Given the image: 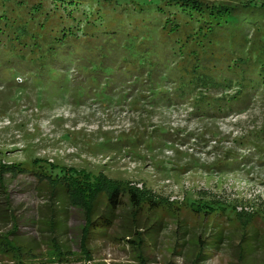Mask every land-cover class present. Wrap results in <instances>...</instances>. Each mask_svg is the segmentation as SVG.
<instances>
[{"label":"rangeland","instance_id":"rangeland-1","mask_svg":"<svg viewBox=\"0 0 264 264\" xmlns=\"http://www.w3.org/2000/svg\"><path fill=\"white\" fill-rule=\"evenodd\" d=\"M200 1L226 10L264 4ZM29 65L0 63V264H264V143L255 148L264 142V91L243 113L223 108L212 118L213 107L197 108L199 93L178 97L174 81L156 95L146 75L126 87L88 85L74 79L75 65L60 72ZM75 172L80 190L63 185H77ZM100 174L119 181L123 195L112 225L95 223L85 243L87 220L107 206L105 187L88 198ZM134 188L150 191L157 205L134 208ZM220 234V249L208 254Z\"/></svg>","mask_w":264,"mask_h":264},{"label":"trees","instance_id":"trees-1","mask_svg":"<svg viewBox=\"0 0 264 264\" xmlns=\"http://www.w3.org/2000/svg\"><path fill=\"white\" fill-rule=\"evenodd\" d=\"M12 1V8L0 7L2 66L24 70L29 64H39L44 70L60 72L75 65L79 68L72 72L77 74L74 79L88 85L115 82L114 87L134 75H138L139 79H134L138 83L146 75L156 86L151 87L156 95L165 92H156L163 83L174 81L178 97L192 98L199 93L195 97L197 108L213 107L215 114H207L212 118L223 108L243 113L254 93L264 91V4L226 10L200 0H156L131 6L112 0ZM252 31L256 34L250 37ZM230 87L238 91L225 98L215 96ZM86 91L97 94L92 88ZM257 143L255 148L264 142ZM75 173L77 185L63 183L68 189L71 186L70 190L82 187L83 181ZM92 183L95 188L87 189L88 198L94 196L97 185L107 189L108 198L98 220H87L85 243L95 223L98 226L94 229L112 225L123 195L120 182L103 174L97 184L96 178ZM129 195L134 208L157 205L148 190L134 188ZM98 205L99 201L89 205L87 212L93 214ZM3 217L7 218L6 211ZM51 220L53 227L56 218ZM222 242L220 234L207 253L219 250ZM208 254L198 261H204Z\"/></svg>","mask_w":264,"mask_h":264}]
</instances>
